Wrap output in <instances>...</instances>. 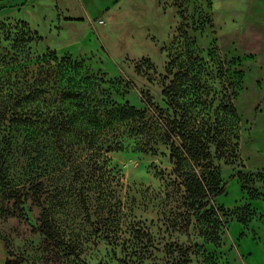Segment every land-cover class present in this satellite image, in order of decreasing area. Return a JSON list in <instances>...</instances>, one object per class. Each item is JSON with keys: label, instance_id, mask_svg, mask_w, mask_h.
Listing matches in <instances>:
<instances>
[{"label": "rangeland", "instance_id": "rangeland-1", "mask_svg": "<svg viewBox=\"0 0 264 264\" xmlns=\"http://www.w3.org/2000/svg\"><path fill=\"white\" fill-rule=\"evenodd\" d=\"M48 52L99 80L101 128L52 82L37 85ZM122 106L143 119L108 125ZM181 117L213 132L232 120L223 155L204 138L226 183L221 225L186 205L184 171L200 168L175 169L162 129ZM262 195L264 0H0V264H177L187 247L188 264H236L242 238L259 264Z\"/></svg>", "mask_w": 264, "mask_h": 264}, {"label": "trees", "instance_id": "trees-1", "mask_svg": "<svg viewBox=\"0 0 264 264\" xmlns=\"http://www.w3.org/2000/svg\"><path fill=\"white\" fill-rule=\"evenodd\" d=\"M29 40V39H27ZM38 73L43 77L39 79L37 85L39 84H48L52 82L53 85H56L59 93L63 99L75 102L76 106L82 111H87L89 114H92L91 124L93 128L99 129L103 125L99 119L97 113L98 108L101 107L103 100H98L93 95L96 87L98 86L99 80L93 75H90L85 68H83L82 60H72L69 56L57 58L54 52H48L40 54L37 58ZM48 77V79H46ZM41 78V77H40ZM34 92H45V89L39 90L35 88L32 91ZM165 94L167 91H164ZM149 99H147L148 103ZM114 103H113V105ZM230 112L235 114L233 107H230ZM100 114V113H99ZM116 116H119L120 119L129 117L137 118L142 120L144 117V111H141L134 106H122L115 109H112L107 113V117L110 118L108 125L112 124L113 118L117 121ZM18 116H16L17 118ZM55 116L51 117L52 122L54 123ZM171 122V123H170ZM165 122L162 126L163 133L170 140V159L175 160V169H180L184 164L191 165L195 168H200V172L191 170L184 171L185 178L182 180L184 186V199L187 206L194 209V213L197 211L204 212L203 214H210L209 221L218 224H222L221 215H219V210L222 207L217 206L215 203V198L220 196L225 192L226 183H221L219 175L217 172L208 169V162L204 161L206 153L204 147V138L211 135L217 142V149L220 150V155H223L224 148L227 147L228 143V133L232 120L226 121L225 119L216 125V132L209 127H198L192 126V121H189L187 117H181L179 119H174L173 121ZM202 123V122H201ZM200 123V124H201ZM56 126V121L54 123ZM203 124V123H202ZM241 175L244 179V183L248 182L245 175L241 172L232 174L230 178L234 176ZM41 183H36L30 185V188H34L33 193L36 192L37 185ZM253 191L249 190L248 195L249 199H253ZM15 197V204L20 205L21 199L18 195L13 194ZM258 195V194H257ZM264 198V195H262ZM245 219L241 218L240 222L245 224ZM218 222V224H217ZM217 229V227H216ZM216 229H212L208 233L210 236V241L213 244H218L219 232H216ZM42 233L48 238H54V235L51 231V226L48 219H43L40 224V229ZM189 248H186L185 257L177 264H188V252Z\"/></svg>", "mask_w": 264, "mask_h": 264}, {"label": "crops", "instance_id": "crops-1", "mask_svg": "<svg viewBox=\"0 0 264 264\" xmlns=\"http://www.w3.org/2000/svg\"><path fill=\"white\" fill-rule=\"evenodd\" d=\"M253 206L258 209V211H264V201H253ZM232 226H234L235 234L234 236H231V239H236V236L238 235V233H240L241 227L242 225L238 222L234 223ZM239 241V245H240V241H246L249 242L248 239L242 238ZM254 244V243H253ZM238 245V251H237V257L234 260L235 262H237L236 264H253V259L251 256V252L248 249H240ZM244 250V252H243ZM261 261L259 264H264V252H262V256L260 257Z\"/></svg>", "mask_w": 264, "mask_h": 264}]
</instances>
